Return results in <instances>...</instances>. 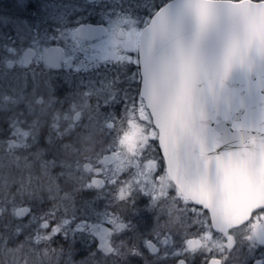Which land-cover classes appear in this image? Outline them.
I'll return each mask as SVG.
<instances>
[{
    "label": "water",
    "instance_id": "1",
    "mask_svg": "<svg viewBox=\"0 0 264 264\" xmlns=\"http://www.w3.org/2000/svg\"><path fill=\"white\" fill-rule=\"evenodd\" d=\"M90 33L106 30L78 29ZM139 55L166 173L233 249L228 231L264 209V0H170L143 29ZM254 235L264 244L261 227ZM202 245L191 239L186 248Z\"/></svg>",
    "mask_w": 264,
    "mask_h": 264
},
{
    "label": "rangeland",
    "instance_id": "2",
    "mask_svg": "<svg viewBox=\"0 0 264 264\" xmlns=\"http://www.w3.org/2000/svg\"><path fill=\"white\" fill-rule=\"evenodd\" d=\"M135 4L136 0H125L123 6L116 0H96L92 4L87 3V0H66L68 10L76 7L85 9L77 15L83 17L90 12L91 16L88 18L95 17L113 26H125L126 22L138 24V20L144 19L148 22V17L138 11ZM47 14L51 16L50 13ZM56 15L59 16L60 13ZM27 21L28 24L25 25L18 18L3 17L0 23L18 33L28 31L23 37H31L38 47V56L31 64L39 65L47 46L46 31L40 25L34 27L32 20ZM55 21L63 27L61 20ZM121 48L128 50L125 46ZM25 49L7 46V55L0 63L1 101L9 95L8 91L13 88L17 73L22 70L20 66L24 64L22 54ZM72 49L79 52L76 47ZM79 49L89 62L118 60L115 53L117 48L113 46L111 38L102 41L90 54ZM9 59L17 61V67L12 71L6 68V61ZM83 123L93 129L96 127L95 124L92 127L89 120ZM108 123L109 121L97 122V127L101 124L108 128ZM114 123V131L106 145L119 151V161L124 163L126 173L129 174L122 198H126L127 194L132 196L127 206H120L118 211H114V217L119 223L126 224V228H118L117 223L115 234L109 237L111 245L115 247L113 256L96 252L95 239L87 227L84 233L78 231L79 227H85L84 221L92 220L98 213L92 205H80L76 197L84 188L83 176L78 173L82 171V163L76 166L78 172L73 173L70 172L71 166L61 160H46L45 166L50 169L61 167L65 174L62 173L61 181L55 179L56 182L51 180L48 183L47 188L52 194L47 200H43L38 184L41 179L28 174L21 180L20 174L12 173V169L21 166L17 165L16 160L0 154V227L5 226L0 230V244L5 254V264H169L181 255L188 257L189 264L201 257L205 264H210L211 258L221 259L222 264H251V257L259 249L254 238H249L247 243L240 242L235 249L228 250L222 237L214 232L211 225L202 233L203 214L182 197L166 174L158 147L156 148L157 134L151 124L144 118L136 117ZM8 146L10 152H13L14 141ZM68 155L79 162V155ZM30 163L25 162L24 166L32 165ZM46 176L50 179V175L45 174V178ZM25 205H32L33 210L28 216L20 218L16 209ZM187 218H190L191 223L185 226L183 223ZM158 219V222L162 219L159 224ZM262 220L264 224V216ZM43 221H47L46 227H42ZM196 236L203 240V246L187 253V240ZM148 238L160 243V253H148L145 248ZM177 243L180 246L177 247Z\"/></svg>",
    "mask_w": 264,
    "mask_h": 264
},
{
    "label": "flooded vegetation",
    "instance_id": "3",
    "mask_svg": "<svg viewBox=\"0 0 264 264\" xmlns=\"http://www.w3.org/2000/svg\"><path fill=\"white\" fill-rule=\"evenodd\" d=\"M151 17L148 18V22L146 19L138 20V24L126 22L125 26H113L90 17L79 27L64 31L63 42H59L58 38V42L53 43L48 37L56 35L53 29L59 26V23L51 16H47V20L44 18L43 24L40 25L46 31L45 41H47L42 63L31 64L38 56V47L34 43L31 46L17 48L19 50L26 48L22 54L24 62L23 66H20L22 70L17 73L13 82L14 89L8 91L9 95L3 101L0 98V154L8 159L16 160L17 165L21 166V168L12 169V173L20 174L21 180H24L28 174L41 179L38 181L42 193L41 199L47 200L51 193L47 188L48 183L55 179L61 181L62 173L65 174V172L61 167L50 169L49 166H45V161L57 159L60 162L61 160L71 166L70 172L73 173L78 172L76 166L82 163V171L78 173L83 176L84 188L82 185L83 190L76 197L80 205H92L98 213L92 220L84 221L85 227H79L78 231L84 233L87 227L95 239L96 252H103L108 256H113L115 252V247L109 240V237L115 234V225L118 223V228L122 230L126 228V224L119 223L114 217V211H118L120 206H127L132 196L127 194L126 198H122V193L126 192L124 187L129 174L126 173L124 163L119 161V151L106 145L109 143L111 132L114 131V121L127 120L131 117L144 118L157 134L151 114L141 96L139 41ZM86 25L102 26L106 33L102 36L90 33L80 37L78 29ZM68 37L71 39L69 40ZM109 38L112 39L113 46L117 48L115 53L118 60L105 62L106 59H104L105 61L100 63L89 62L84 55H81L79 48H82L86 54H90L102 41ZM122 46L128 50L121 48ZM74 47L77 48L78 53L72 49ZM51 49L58 51L55 60L49 58L48 52ZM29 51L32 55H28ZM6 55L5 51V55L0 58V63ZM50 61L55 65L48 64ZM16 67L17 61L12 59L6 61L8 70L12 71ZM87 120L92 127L93 124L96 127L93 129L87 123L82 124ZM102 121H109L108 128H104L101 124L97 127V122ZM12 140L14 151L10 152L8 144ZM158 151L161 156L159 147ZM69 153L74 154V157L79 155V162L70 157ZM28 161L32 165L25 167L24 163ZM45 174L50 175V179L47 176L45 178ZM90 183L93 185L91 186ZM185 200L195 206L189 200ZM31 206H19L16 209L17 216L20 217L18 211L22 208H25L27 213L20 218L28 216L33 210ZM196 208L203 214L201 224L203 233L206 227L212 226V222L208 212L200 207ZM1 213L0 208V215ZM263 216L264 209L258 210L251 215L248 222L228 231L234 239L233 249L238 243H247L249 238H254L261 252V264H264V244L256 241L254 232L257 227H261L264 231ZM158 221L159 219L157 220L159 224ZM189 222L191 223V220L187 218L183 225L187 226ZM121 224L124 225L121 226ZM46 225L47 221H43L42 227ZM104 230L107 233H104ZM213 230L222 237L226 247V235L218 233L214 228ZM191 239L202 240L197 236L189 238L185 244L187 253L194 252L186 248ZM149 242L153 243L160 253V243L152 238L146 239L145 242L148 253H152L147 247ZM178 246L180 243H177ZM187 258L181 255L175 257L169 264L175 262L189 264ZM212 259H218L222 264L219 258H211L209 263Z\"/></svg>",
    "mask_w": 264,
    "mask_h": 264
},
{
    "label": "snow or ice",
    "instance_id": "4",
    "mask_svg": "<svg viewBox=\"0 0 264 264\" xmlns=\"http://www.w3.org/2000/svg\"><path fill=\"white\" fill-rule=\"evenodd\" d=\"M116 2L120 3L123 6L125 0H116ZM236 2H238V0H236ZM255 2L259 3L260 0H255ZM87 3L89 4L96 3V0H87ZM167 3H169V0H136L135 7L137 8L138 11H142L148 18H150L151 16L155 15V13L158 12ZM195 6L202 7L201 5H195ZM42 11L45 13H50L53 19H59L63 22V27L57 26L56 28L53 29L56 35L48 37V39L53 43H57L58 38H59V42H63L62 33L64 31L72 27H79L81 23H83L89 16H91L90 12L83 17L77 15V13L85 11V9L80 7H76L72 10H68L66 7V0H43ZM58 12L60 13L59 16L56 15ZM33 14L35 15V13ZM45 20H47V16L45 17ZM23 23L27 25L28 24L27 19L23 20ZM90 26L91 25H89V27ZM68 39L70 40L71 37H68ZM49 52H50V58L55 60L57 50L51 49L49 50ZM251 264H261L259 249H257V253L251 257Z\"/></svg>",
    "mask_w": 264,
    "mask_h": 264
},
{
    "label": "trees",
    "instance_id": "5",
    "mask_svg": "<svg viewBox=\"0 0 264 264\" xmlns=\"http://www.w3.org/2000/svg\"><path fill=\"white\" fill-rule=\"evenodd\" d=\"M42 7L43 0H26L25 2H21L19 0H0V22L3 17H8L18 18L19 20H32L33 25H42V20L45 18V16H49V14L42 11ZM33 13H35V15ZM26 33H28V31L18 33L9 26H1L0 23V58L5 55L8 45H10L12 48L31 46L33 43L32 38L23 37L26 35ZM3 227L5 226H1L0 230H2ZM1 249L2 247L0 244V264H5V254ZM203 260L204 259L202 257L198 258L195 262H193V264H205V260Z\"/></svg>",
    "mask_w": 264,
    "mask_h": 264
}]
</instances>
